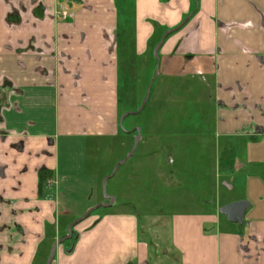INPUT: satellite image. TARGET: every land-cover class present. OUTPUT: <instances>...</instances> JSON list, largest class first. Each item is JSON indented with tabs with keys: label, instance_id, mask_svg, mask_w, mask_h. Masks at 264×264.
<instances>
[{
	"label": "crops",
	"instance_id": "obj_1",
	"mask_svg": "<svg viewBox=\"0 0 264 264\" xmlns=\"http://www.w3.org/2000/svg\"><path fill=\"white\" fill-rule=\"evenodd\" d=\"M163 38L161 71L203 72L218 104L210 129L231 150L225 196L216 176L202 209L172 215L174 262L264 264V0H0V264H45L61 227L40 170L87 173L90 140L104 123L114 132L120 64ZM241 199L242 223L201 211ZM120 207L116 196L80 222L51 264H155L138 216Z\"/></svg>",
	"mask_w": 264,
	"mask_h": 264
},
{
	"label": "rangeland",
	"instance_id": "obj_2",
	"mask_svg": "<svg viewBox=\"0 0 264 264\" xmlns=\"http://www.w3.org/2000/svg\"><path fill=\"white\" fill-rule=\"evenodd\" d=\"M61 10H65L64 18L71 17L64 6ZM246 22L229 23V27L244 28ZM157 43L153 40L145 58L120 64L114 132L104 123L103 126L108 127L106 132L101 129L97 134L100 136L90 140L87 173L60 180L59 189L51 188L50 193L55 194L59 203V233L62 235L67 233V225L90 207L103 200L109 202L105 199L103 180L133 147L137 132L130 130L141 126L142 138L135 153L107 181V193L117 196L121 209L136 213L139 233L148 243L155 264H175L169 231L172 215L202 209L216 194V176L225 196L230 183L221 184V179L226 178L231 150L225 139H221L219 145L215 132L210 129V124L216 122L211 109L218 106L213 86L210 82L207 84L206 76L197 69L187 76L167 77L160 69L161 50L158 56L154 54ZM157 68L159 73L146 107L138 114L125 117L121 125L125 112L140 107ZM103 211L100 207L91 215ZM201 211L225 217L217 206ZM77 226L73 237L78 234ZM72 238L70 242L75 239Z\"/></svg>",
	"mask_w": 264,
	"mask_h": 264
},
{
	"label": "water",
	"instance_id": "obj_3",
	"mask_svg": "<svg viewBox=\"0 0 264 264\" xmlns=\"http://www.w3.org/2000/svg\"><path fill=\"white\" fill-rule=\"evenodd\" d=\"M187 19V18H186ZM186 19L183 21L185 22ZM183 24V23H182ZM178 25L177 28H180L181 25ZM175 28V29H177ZM174 29H170V30H167L164 34V38L173 31ZM164 38L161 39L155 46L154 48V54L156 56H158V53H159V50L161 48V45L164 41ZM159 73V69L157 68L156 69V72H155V78L152 79L151 83L149 84V86L147 87V91H146V95L140 105V107L137 109V110H129L127 112H125L123 114V116L121 117L120 119V124L122 125L123 123V120L125 117H127L128 115H131V114H138L140 112H142L144 110V108L146 107V104L149 100V97H150V93H151V87H152V84L153 82L155 81L157 75ZM126 130V129H124ZM132 131H136V135H135V140H134V144H133V147L131 148L130 152L126 155L125 158H123L122 160H120L116 166L114 167L113 171L108 174L104 180H103V191H104V195H105V199H109V202L103 200V201H100L99 203H97L96 205L90 207L84 214L80 215L79 217H77L76 219L72 220L68 227H67V233L63 236H60L58 237L52 244V247H51V250H50V254L45 262V264H51L52 261L54 260L55 258V255H56V251H57V246L58 244H63L65 241L71 239L73 237V234H74V227L80 223L81 221L85 220L86 218H88L91 213L93 211H95L96 209L100 208V207H110L113 205V203L115 202L116 200V197L114 195H111V194H108L107 193V181L113 177L116 172H117V169L120 165L124 164L129 158H131L133 156V154L135 153V150L142 138V127L141 126H136ZM250 206V202L246 199H241V200H234V201H231L223 206H221L219 208V211L225 215L227 217V219L231 222H234V223H242L244 221V216H245V213L248 209V207Z\"/></svg>",
	"mask_w": 264,
	"mask_h": 264
},
{
	"label": "flooded vegetation",
	"instance_id": "obj_4",
	"mask_svg": "<svg viewBox=\"0 0 264 264\" xmlns=\"http://www.w3.org/2000/svg\"><path fill=\"white\" fill-rule=\"evenodd\" d=\"M130 132H132V130H130ZM135 132V131H134ZM43 170H49V169H43ZM51 170V169H50ZM40 171H42V170H40ZM40 173V172H39ZM54 175H55V173H54ZM54 175L53 176H51L48 180H47V182H46V184H45V186L44 187H48L47 188V190L49 191V193L52 191V189L51 188H53L54 190H56L57 188L59 189V185H60V178L58 179V180H56V181H54V179H53V177H54ZM39 180H40V176H39ZM44 187L41 189V191L40 192H42L43 191V189H44ZM229 189L230 188H232V187H230V186H227ZM56 188V189H55ZM39 189H40V183H39ZM60 221V220H59ZM65 235V234H64ZM60 236H63V235H59V237ZM77 236L75 235L74 236V238H76Z\"/></svg>",
	"mask_w": 264,
	"mask_h": 264
},
{
	"label": "trees",
	"instance_id": "obj_5",
	"mask_svg": "<svg viewBox=\"0 0 264 264\" xmlns=\"http://www.w3.org/2000/svg\"><path fill=\"white\" fill-rule=\"evenodd\" d=\"M222 163H224V162H222ZM54 175V171L53 170H42V171H40V173H39V176H40V191H41V189L45 186V184H46V182H47V180L51 177V176H53ZM78 225V224H77ZM68 226V225H67ZM66 234V233H65ZM62 235H64V234H62ZM74 238V237H73ZM72 238V239H73ZM71 240H68L67 242H65V243H69ZM64 243V244H65Z\"/></svg>",
	"mask_w": 264,
	"mask_h": 264
},
{
	"label": "built area",
	"instance_id": "obj_6",
	"mask_svg": "<svg viewBox=\"0 0 264 264\" xmlns=\"http://www.w3.org/2000/svg\"><path fill=\"white\" fill-rule=\"evenodd\" d=\"M64 11H65V10L62 11V16H64V15H63V12H64ZM248 25H250V22H246V24H245L244 26L247 27Z\"/></svg>",
	"mask_w": 264,
	"mask_h": 264
}]
</instances>
